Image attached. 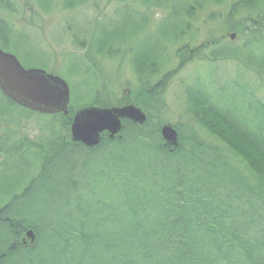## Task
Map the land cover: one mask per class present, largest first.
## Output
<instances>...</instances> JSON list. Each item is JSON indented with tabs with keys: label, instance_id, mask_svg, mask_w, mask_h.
<instances>
[{
	"label": "trees",
	"instance_id": "16d2710c",
	"mask_svg": "<svg viewBox=\"0 0 264 264\" xmlns=\"http://www.w3.org/2000/svg\"><path fill=\"white\" fill-rule=\"evenodd\" d=\"M157 4L171 11L172 20L188 15L184 9L177 12L176 0ZM241 8L251 17L249 33L242 32L244 43L215 47L206 59L264 71V0H238L229 18ZM127 16L123 29L132 39L112 31L91 49L97 56L102 50L107 56L131 52L137 86L130 99L146 113L145 124L124 121L114 140L104 136L94 149L71 144L61 134L69 123L60 115L45 120L47 135L35 143L10 145L0 139L3 162L11 160L6 169L20 173L21 180L30 162L37 173L27 175V184L18 189L0 185V264H264V105H248L247 92L237 88L231 95L241 104L227 107V91L212 78L189 85L184 93L193 118L233 138L251 155L254 170L248 165L244 175L189 130L184 137L176 127L177 146L166 144L160 135L161 82L151 83L166 65L167 43H175L184 30L176 33L171 26L164 48L141 50L136 42L146 23ZM6 32L0 25V46L18 52L21 44ZM82 74L93 76L88 68ZM88 97L87 104L110 106L99 90ZM17 113L18 119L29 116L0 95L1 122ZM28 230L35 240L24 247L18 240Z\"/></svg>",
	"mask_w": 264,
	"mask_h": 264
},
{
	"label": "rangeland",
	"instance_id": "374dc122",
	"mask_svg": "<svg viewBox=\"0 0 264 264\" xmlns=\"http://www.w3.org/2000/svg\"><path fill=\"white\" fill-rule=\"evenodd\" d=\"M235 1L176 0L177 12L184 9L188 11V15L182 14L181 18L172 20L171 11L159 7L157 0H0V25L7 29L10 39L17 41L16 45L21 44L17 47L18 52L13 51L11 46L5 49L12 51L23 67H40L63 78L69 87L70 102L76 107L82 102L87 103L88 95L94 89L101 91L112 106L132 103L130 98L134 97L132 92L137 83L131 69V52L128 50L110 57L101 55L104 50L98 51L100 54L97 56L98 53L91 49L101 40L107 41L112 31L121 32V37L132 35L127 29H123L127 20L124 21L122 17L126 19L129 14V17L138 18L135 20L142 18L146 21L147 26L138 34L142 35L136 42L141 50L155 51L164 48L163 41L165 38L170 39L171 26L176 27V33L184 30L175 43H167L165 69L161 72V67V73L151 83L161 82L158 83V91L164 102V113L160 115V122L178 127L184 137L189 130L203 144L224 155L230 165L244 175L246 166L249 165L254 170L255 163L251 155L240 149L233 138L224 136L213 127L211 130L198 118H193L184 95L186 87L197 79L199 83L204 80L210 83L212 78L217 88L227 87L228 92L224 95L227 107L241 104L231 94L237 88L245 87L250 88L245 97L248 105L256 106L255 101L264 105V71L247 72L238 62L207 63L204 58L214 47H235L243 44L239 33L242 28L247 27V18L250 20L251 17L237 10L229 18V9ZM2 5L7 6V9ZM250 28L246 29L247 33ZM231 34L234 35L233 40L229 37ZM144 35L151 38L144 42ZM130 39L132 38L129 37ZM183 46L196 51L197 57L193 60L186 58V54L181 51L184 50ZM23 53L29 54L30 58L26 59L27 56L22 55ZM91 53H94L93 57ZM179 62L183 65L179 66ZM208 64L212 65L211 76ZM85 68L90 69L92 77L82 74ZM18 116V113L13 115L9 122L0 120V139H8V144L16 145L21 140L35 143L47 135L46 123L49 121L45 120H50L51 116L32 114L22 119H18ZM61 134L65 138L69 137V128ZM27 141L25 143L29 144ZM182 147H185L184 142ZM5 158L6 155L0 152V185L3 188L14 185L18 189L27 184L28 176L37 174L35 170H31L33 166L29 162L23 170L24 179L20 180V173L6 169V166L11 165V160L3 162ZM2 206L3 202L0 203V208ZM25 233L20 235L18 241L22 245L24 240V247H28L31 242ZM34 240L35 238L33 242Z\"/></svg>",
	"mask_w": 264,
	"mask_h": 264
},
{
	"label": "water",
	"instance_id": "95a60500",
	"mask_svg": "<svg viewBox=\"0 0 264 264\" xmlns=\"http://www.w3.org/2000/svg\"><path fill=\"white\" fill-rule=\"evenodd\" d=\"M0 90L16 104L31 111L54 114H67L69 90L66 83L58 77L46 75L44 72L30 69L24 70L14 56L0 50ZM128 119L142 125L145 116L133 106L109 109H82L72 120V141H79L87 147L99 143V133L110 132L113 138L120 130V120ZM160 134L165 143L172 147L177 145L175 130L164 125ZM26 237L33 241L32 231Z\"/></svg>",
	"mask_w": 264,
	"mask_h": 264
},
{
	"label": "bare ground",
	"instance_id": "6f19581e",
	"mask_svg": "<svg viewBox=\"0 0 264 264\" xmlns=\"http://www.w3.org/2000/svg\"><path fill=\"white\" fill-rule=\"evenodd\" d=\"M80 106H81V108H83V103H81ZM78 107L79 106L76 107V105L73 106V104H71V106H70V108H72V109H77ZM160 127L162 128V123H161V126ZM70 143L71 144H74V145H77V144H79V141H71ZM79 145H81V144H79ZM95 146L98 147L99 146V143L97 145H95Z\"/></svg>",
	"mask_w": 264,
	"mask_h": 264
}]
</instances>
